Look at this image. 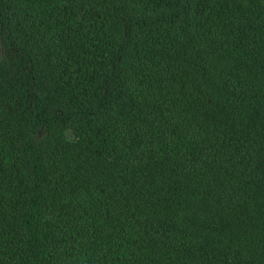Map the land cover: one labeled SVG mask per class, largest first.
I'll list each match as a JSON object with an SVG mask.
<instances>
[{
  "label": "trees",
  "instance_id": "trees-1",
  "mask_svg": "<svg viewBox=\"0 0 264 264\" xmlns=\"http://www.w3.org/2000/svg\"><path fill=\"white\" fill-rule=\"evenodd\" d=\"M0 264H264V0H0Z\"/></svg>",
  "mask_w": 264,
  "mask_h": 264
},
{
  "label": "rangeland",
  "instance_id": "rangeland-1",
  "mask_svg": "<svg viewBox=\"0 0 264 264\" xmlns=\"http://www.w3.org/2000/svg\"><path fill=\"white\" fill-rule=\"evenodd\" d=\"M70 142L73 145H76L78 142L79 143H84L87 141L88 136L84 130V128L81 125H77L73 131L70 132L69 134Z\"/></svg>",
  "mask_w": 264,
  "mask_h": 264
}]
</instances>
